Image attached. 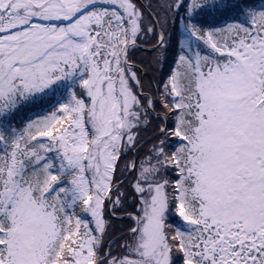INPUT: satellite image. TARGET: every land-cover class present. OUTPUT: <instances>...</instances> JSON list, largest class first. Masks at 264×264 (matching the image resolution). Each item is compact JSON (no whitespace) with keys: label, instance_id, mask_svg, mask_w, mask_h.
<instances>
[{"label":"snow or ice","instance_id":"snow-or-ice-1","mask_svg":"<svg viewBox=\"0 0 264 264\" xmlns=\"http://www.w3.org/2000/svg\"><path fill=\"white\" fill-rule=\"evenodd\" d=\"M0 264H264V0H0Z\"/></svg>","mask_w":264,"mask_h":264}]
</instances>
